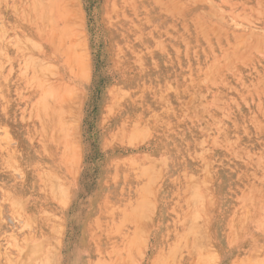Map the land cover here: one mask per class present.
Listing matches in <instances>:
<instances>
[{"label":"rangeland","instance_id":"rangeland-1","mask_svg":"<svg viewBox=\"0 0 264 264\" xmlns=\"http://www.w3.org/2000/svg\"><path fill=\"white\" fill-rule=\"evenodd\" d=\"M0 15V264H264V0H0ZM88 137L104 192L78 198ZM157 141L197 161L219 206L157 203ZM115 148L133 150L137 192H115Z\"/></svg>","mask_w":264,"mask_h":264},{"label":"crops","instance_id":"crops-1","mask_svg":"<svg viewBox=\"0 0 264 264\" xmlns=\"http://www.w3.org/2000/svg\"><path fill=\"white\" fill-rule=\"evenodd\" d=\"M85 122V119L83 118L82 123ZM82 137L85 133L88 131L86 128H82ZM84 139V138H83ZM82 149H83V164L81 166V169L78 172V168L74 166L72 172L75 177L77 176V180L73 182L72 186L68 189V192H71L72 196L75 194L78 198L80 196H83L87 193V195H91L93 192H104L99 189V187H93V181L96 178L100 177L102 171L100 170V167H95L92 169V172H90V163L96 162L93 165L98 164V160H96V156L93 155L95 151V143L91 141L90 137L83 140L82 142ZM134 152L132 149L126 148L125 150L123 148H115L114 150V175L116 180V189L115 192H137L133 186V176H132V159L134 157ZM147 156L146 159L148 160V165H159L160 166V180L159 184L157 185L156 192L158 193L157 203L159 201H162L161 206L165 205V200L170 198L173 195H176L177 192H215L217 196L218 206H219V199H218V192L216 190H213L211 187H208L205 190H198L197 191V174L199 171H201V168L199 169V165L197 164V161L187 157L186 155L181 154V152H178L176 155H172L169 152H166L162 149L160 143L153 142L150 145V149H148L147 154L144 155ZM178 160V161H177ZM123 163L125 164V168L123 169ZM128 165H130V168H128ZM181 167V168H180ZM197 167V168H196ZM129 174L130 180L129 182H126L123 184V176H126ZM193 177L196 178L195 180H183V178L186 177ZM199 185H201V181L198 182ZM138 192H146L143 187H141L138 190ZM159 204V206H160ZM216 223L213 225V228H215ZM156 238L153 239L152 242H149V245H156V247H153L152 252H147L146 257L144 260L148 259L150 261H156L159 259V247L161 243L155 241ZM164 244V243H163ZM194 245H197V240L194 242ZM216 247L218 248V245L216 244ZM185 257L183 258L184 264H190L186 262H194L197 260V251L193 253H185ZM151 256V257H150ZM161 258V257H160ZM163 258V257H162Z\"/></svg>","mask_w":264,"mask_h":264},{"label":"bare ground","instance_id":"bare-ground-1","mask_svg":"<svg viewBox=\"0 0 264 264\" xmlns=\"http://www.w3.org/2000/svg\"><path fill=\"white\" fill-rule=\"evenodd\" d=\"M1 1H2V0H1ZM4 1H5V0H4ZM8 1H9V0H8ZM3 3H4V2H3ZM6 3H7V2H6ZM13 3H14V2H13ZM9 4H10V2H9ZM11 4H12V3H11ZM11 4H10V5H11ZM19 4H20V3H19ZM19 4H18V5H19ZM6 5H7V4H6ZM20 5H21V4H20ZM8 6H9V5H8ZM17 8H18V7H17ZM48 8H49V7H48ZM4 9H5V8H4ZM9 11H10V10H9ZM13 11H14V10H13ZM47 11H48V10H47ZM49 11H50V10H49ZM49 13H50V12H49ZM8 14H9V13H8ZM50 15H51V14H50ZM1 16H2V15H0V17H1ZM4 16H5V15H4ZM7 17H8V16H7ZM2 18H3V17H2ZM4 19H5V18H4ZM4 19H3V20H4ZM3 24H5V23H3ZM9 25H10V24H9ZM10 26H12V25H10ZM5 27H6V26H5ZM66 27H67V26H66ZM9 28H10V27H9ZM69 28H70V26H69ZM6 29H7V28H6ZM19 30H20V29H19ZM67 30H68V29H67ZM69 30H70V29H69ZM2 31H3V30H2ZM23 31H24V30H23ZM25 31H26V30H25ZM15 32H16V31H15ZM15 32H14V33H15ZM53 32H54V31H53ZM20 33H21V32H20ZM0 35H1V34H0ZM20 35H21V34H20ZM23 35H24V34H23ZM14 36H15V35H14ZM64 36H65V35H64ZM0 37H1V36H0ZM15 37H16V36H15ZM16 38H17V37H16ZM22 38H23V36H22ZM4 39H5V38H4ZM10 39H13V38H10ZM10 39H9V40H10ZM18 39H19V38H18ZM18 39H17V40H18ZM23 39H24V38H23ZM2 40H3V39H2ZM24 41H25V40H24ZM12 42H13V41H12ZM17 42H18V41H17ZM0 43H1V42H0ZM3 43H6V42H3ZM75 43H76V42H75ZM20 44H21V42H20ZM25 44H26V43H25ZM6 45H7V44H6ZM16 45H17V44H16ZM16 45H15V46H16ZM73 45H74V44H73ZM80 45H81V44H80ZM22 46H23V45H22ZM75 46L77 47V46H79V45H75ZM211 46H212V45H211ZM23 47H24V46H23ZM210 48H211V47H210ZM5 49H7V48H5ZM70 49H71V48H70ZM214 49H215V48H214ZM10 50H11V49H10ZM15 51H16V50H15ZM3 53H4V52H3ZM11 53H12V52H11ZM19 54H20V53H19ZM2 55H3V54H2ZM10 56H11V55H10ZM37 56H38V55H37ZM76 56H77V55H76ZM23 57H24V56H23ZM72 58H73V57H72ZM79 58H80V57H79ZM10 59H11V58H10ZM21 59H22V58H21ZM21 59H20V60H21ZM16 62H17V61H16ZM200 62H201V61H200ZM219 63H220V62H219ZM228 63H229V62H228ZM20 64H21V62H20ZM77 64H78V63H77ZM202 64H203V63H202ZM229 64H230V63H229ZM78 65H80V64H78ZM17 66H18V65H17ZM20 66H21V65H20ZM20 66H19V67H20ZM22 66H23V65H22ZM36 66H37V64H36ZM211 66H212V65H211ZM253 66H254V65H253ZM34 67H35V66H34ZM194 67H195V66H194ZM196 67H198V66H196ZM41 69H42V68H41ZM43 69H44V68H43ZM203 69H204V68H202V70H203ZM190 70H191V69H190ZM196 70H197V68H196ZM186 73H187V72H186ZM46 74H47V73H46ZM184 75H185V74H184ZM186 75H187V74H186ZM194 77H195V76H194ZM202 79H203V78H202ZM243 79H244V78H243ZM243 79H242V80H243ZM189 81H191V80H189ZM244 81H245V80H244ZM199 82H200V81H199ZM245 83H246V82H245ZM241 86H242V85H241ZM250 86H252V85H250ZM165 87H166V86H165ZM233 87H234V86H233ZM180 88H181V87H180ZM217 90H218V89H217ZM179 92H180V91H179ZM257 92H258V91H257ZM204 93H206V92L204 91ZM31 96H32V95H31ZM200 96H201V95H200ZM226 96H227V95H226ZM32 97H33V96H32ZM34 97H35V96H34ZM0 98H1V97H0ZM2 98H3V97H2ZM37 98H38V97H37ZM206 98H207V97H206ZM3 99H4V98H3ZM34 99H35V98H34ZM46 99H47V98H46ZM0 100H1V99H0ZM28 100H29V99H28ZM38 100H39V99H38ZM253 100H254V99H253ZM35 101H36V100H35ZM47 101H48V100H47ZM50 101H52V100L50 99ZM224 101H225V100H224ZM31 102H32V101H31ZM48 102H49V101H48ZM7 103H8V102H7ZM25 103H26V102H25ZM32 103H34V102H32ZM36 103H37V102H36ZM27 104H28V103H27ZM27 104H26V105H27ZM29 104H31V103H29ZM0 105H1V104H0ZM1 106L3 107L4 105L2 104ZM1 106H0V107H1ZM219 106H221V105H219ZM2 107H1V108H2ZM4 107H5V106H4ZM4 107H3V109H4ZM201 107H202V106H201ZM5 108H6V107H5ZM3 109H2V110H3ZM4 110H5V109H4ZM212 110H213V109H212ZM6 111H7V110H6ZM42 112H43V111H42ZM233 112H234V111H233ZM213 113H214V112H213ZM213 113H212V114H213ZM254 113H255V112H254ZM223 114H224V113H223ZM1 115H2V114H1ZM224 115H225V114H224ZM247 115H248V114H247ZM247 115H246V116H247ZM252 115H253V114H252ZM3 116H4V115H3ZM213 117H214V116H213ZM258 117H259V116H258ZM243 118H244V117H243ZM215 119H216V117H215ZM238 119H239V118H238ZM217 120H218V119H217ZM243 120H244V119H243ZM207 122H208V121H207ZM214 122H215V121H214ZM217 122H218V121H217ZM227 123H228V122H227ZM228 124H229V123H228ZM217 125H218V124H217ZM234 125H235V124H234ZM62 127H63V126H62ZM210 127H211V126H210ZM210 127H209V128H210ZM216 127H217V126H216ZM223 127H224V126H223ZM225 127H226V126H225ZM244 127H245V125H244ZM28 128H29V127H28ZM238 128H241V127H238ZM224 130H225V129H224ZM227 130H228V129H227ZM227 130H225V131H227ZM235 130H236V128H235ZM237 130H238V129H237ZM30 131H31V130H30ZM213 132H214V131H213ZM223 133H224V131H223ZM226 136H227V135H226ZM223 138H224V135H223ZM226 138H227V137H226ZM224 140L226 141V139H224ZM233 140H234V139H233ZM203 141H204V140H203ZM238 143H239V141H238ZM217 144H218V143H217ZM228 145H229V144H228ZM194 147H195V146H194ZM201 147H202V146H201ZM236 147H237V146H236ZM232 148H233V147H232ZM232 148H231V149H232ZM234 149H235V148H234ZM234 149H233V150H234ZM241 149H242V148H241ZM242 150H243V149H242ZM244 150H245V149H244ZM228 151H229V150H228ZM203 152H204V151H203ZM239 153H240V152H239ZM36 154H37V153H36ZM248 154H249V153H248ZM251 154H252V153H251ZM189 155H190V154H189ZM246 155H247V154H246ZM1 156H2V155H1ZM43 156H44V155H43ZM199 156H200V155H199ZM238 156H239V155H238ZM37 157H38V156H37ZM39 157H41V156H39ZM246 157H247V156H246ZM1 158H2V157H1ZM240 158H241V156H240ZM60 159H62V158H60ZM0 160H1V159H0ZM2 161H3V160H2ZM2 161H1V162H2ZM41 161H42V160H41ZM41 161H40V162H41ZM177 161H178V160H177ZM257 161H258V160H257ZM35 162H36V161H35ZM38 162H39V161H38ZM4 163H5V162H4ZM7 164H8V163H7ZM257 164H258V163H257ZM259 164H261V163H259ZM8 165H9V164H8ZM37 165H38V164H37ZM38 166H39V165H38ZM250 167H251V166H250ZM255 167H256V166H255ZM1 168H2V167H1ZM40 168H41V167H40ZM180 168H181V167H180ZM196 168H197V167H196ZM245 168H246V167H245ZM243 169H244V168H243ZM25 170H26V169H25ZM37 170H38V169H37ZM253 170H254V167H253ZM27 171H28V170H27ZM35 171H36V170H35ZM245 171H246V170H245ZM254 172H256V170H255ZM51 173H52V172H51ZM3 174H4V173H3ZM3 174H2V175H3ZM30 174H31V173H30ZM45 174H46V173H45ZM246 174H247V173H246ZM253 174H254V173H253ZM253 174H252V175H253ZM258 177H259V176H258ZM35 178H36V177H35ZM28 183H29V182H28ZM40 183H41V181H40ZM3 184H5V183H3ZM31 184H32V183H31ZM1 185H2V183H1ZM37 185H38V184H37ZM6 187H7V186H6ZM6 187H5V188H6ZM36 187H37V186H36ZM8 188H9V187H8ZM30 188H31V187H30ZM39 188H40V187H39ZM24 190H25V189H24ZM25 191H26V190H25ZM8 195H9V194H8ZM6 196H7V195H6ZM26 198H27V197H26ZM237 200H238V199H237ZM244 200H245V199H244ZM30 202H31V201H30ZM39 205H40V204H39ZM40 206H41V205H40ZM37 207H38V206H37ZM26 209H27V208H26ZM34 209H35V208H34ZM38 210H39V209H38ZM39 211H40V210H39ZM261 217H262V216H261ZM256 222H257V221H256ZM95 223H97V222H95ZM105 223H106V222H105ZM110 223H111V222H110ZM98 224H99V223H98ZM102 225H103V224H102ZM107 225H108V224H107ZM112 225H113V223H112ZM92 226H93V225H92ZM96 226H97V224H96ZM99 226H100V225H99ZM104 226H105V225H104ZM90 228H91V227H90ZM94 228H95V227H94ZM97 228H98V227H97ZM112 228H113V227H112ZM229 228H230V227H229ZM102 230H103V229H102ZM104 230H105V229H104ZM106 230H108V229H106ZM113 230H114V229H113ZM119 230H120V228H119ZM183 230H184V229H183ZM100 231H101V230H100ZM94 232H96V231H94ZM165 232H166V231H165ZM111 234H112V233H111ZM129 234H130V233H129ZM102 235H103V234H102ZM105 235H107V234H105ZM109 235H110V234H109ZM127 235H128V234H127ZM127 235H126V236H127ZM126 236H125V238H126ZM104 237H106V236H104ZM108 237H109V236H108ZM115 237H116V236H115ZM262 237H263V236H262ZM94 238H95V237H94ZM94 240H95V239H94ZM134 240H135V239H134ZM257 240H258V239H257ZM259 240H260V239H259ZM263 240H264V239H263ZM98 242H99V240H98ZM107 242H108V241H107ZM124 242L126 243V241H124ZM159 259H160V257H159ZM153 264H154V263H153Z\"/></svg>","mask_w":264,"mask_h":264}]
</instances>
